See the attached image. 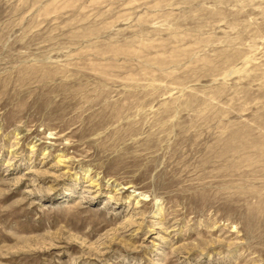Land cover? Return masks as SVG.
Returning a JSON list of instances; mask_svg holds the SVG:
<instances>
[{
	"label": "rangeland",
	"instance_id": "obj_1",
	"mask_svg": "<svg viewBox=\"0 0 264 264\" xmlns=\"http://www.w3.org/2000/svg\"><path fill=\"white\" fill-rule=\"evenodd\" d=\"M0 264H264V0H0Z\"/></svg>",
	"mask_w": 264,
	"mask_h": 264
}]
</instances>
